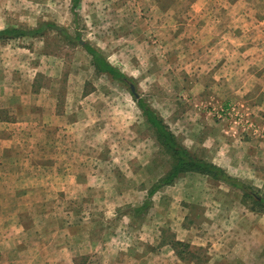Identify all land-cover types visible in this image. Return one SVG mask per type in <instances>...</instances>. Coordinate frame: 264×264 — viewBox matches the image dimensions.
<instances>
[{"label": "rangeland", "instance_id": "1", "mask_svg": "<svg viewBox=\"0 0 264 264\" xmlns=\"http://www.w3.org/2000/svg\"><path fill=\"white\" fill-rule=\"evenodd\" d=\"M7 26L41 34L0 40L34 125L0 162V264H264V91L246 73L264 0H0ZM140 100L253 197L186 171L134 211L175 163Z\"/></svg>", "mask_w": 264, "mask_h": 264}, {"label": "trees", "instance_id": "2", "mask_svg": "<svg viewBox=\"0 0 264 264\" xmlns=\"http://www.w3.org/2000/svg\"><path fill=\"white\" fill-rule=\"evenodd\" d=\"M41 34L39 29H23L17 26H7L0 29V40L20 38L24 36H35ZM94 57V64L98 70L111 74L114 78L120 80H127L126 75L120 72L116 67L112 66L106 61L103 55L92 48H88ZM143 113L146 115L147 120L156 129L158 138L161 144L167 148L175 158V163L172 171L168 173L163 179L159 181L148 193L147 198L140 207L133 209L134 211L145 210L150 204V197L157 191V188L163 185L172 184L181 173L186 171H196L211 176L215 180L224 181L234 187L243 191L244 195L252 196L248 187L238 179L229 176L222 167L204 160L197 156L195 153L187 150L179 144L174 134L164 125L162 120L157 116L156 112L149 107L146 103L139 101ZM254 195V194H253ZM253 197V196H252ZM260 207V211L264 212V200H256Z\"/></svg>", "mask_w": 264, "mask_h": 264}, {"label": "crops", "instance_id": "3", "mask_svg": "<svg viewBox=\"0 0 264 264\" xmlns=\"http://www.w3.org/2000/svg\"><path fill=\"white\" fill-rule=\"evenodd\" d=\"M1 29V28H0ZM6 60L0 59V67L3 64V67L9 68L11 64H6ZM248 62L247 66V71L249 79L252 80L253 82V87L255 92H263L264 91V60H250ZM5 64V65H4ZM259 68L261 69V72L258 74ZM8 69H6L5 72H7ZM10 71V70H9ZM11 72V71H10ZM1 76V73H0ZM263 85L262 87L257 85L259 82ZM16 78H10V81L4 80L3 78H0V133L1 132H6L4 129H8L10 132V136L8 137L9 140L12 142L11 145H2V141L7 139V138H2L0 137V162H8L12 159V157L15 155V149L16 148H32L34 145L31 142H28V140H31V136L29 135L30 133L28 130L33 129V122L32 119L29 120L28 118H22L20 116H27L28 114L31 113L30 109L26 110L27 108L24 109V106L26 107L27 102L22 103V101H27L28 95H19L16 93ZM14 90V91H13ZM23 107V108H22ZM3 115V116H2ZM9 126V127H7ZM42 126H44L42 124ZM15 132H24V135L20 136L21 139L23 140L22 143L18 144L14 139L16 135H12ZM3 130V131H2ZM29 133V134H27ZM12 137V139L10 138ZM24 137V138H23ZM3 139V140H2ZM35 146H40V145H35ZM42 146V145H41ZM2 147L5 148L4 153L2 154ZM7 148V149H6ZM15 221V220H13ZM250 229V228H249ZM263 232L262 234L264 235V229H262ZM250 233V232H249Z\"/></svg>", "mask_w": 264, "mask_h": 264}, {"label": "water", "instance_id": "4", "mask_svg": "<svg viewBox=\"0 0 264 264\" xmlns=\"http://www.w3.org/2000/svg\"><path fill=\"white\" fill-rule=\"evenodd\" d=\"M133 89V88H132Z\"/></svg>", "mask_w": 264, "mask_h": 264}]
</instances>
